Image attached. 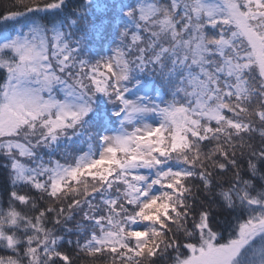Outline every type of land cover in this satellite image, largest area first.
Listing matches in <instances>:
<instances>
[{
  "label": "snow or ice",
  "instance_id": "obj_1",
  "mask_svg": "<svg viewBox=\"0 0 264 264\" xmlns=\"http://www.w3.org/2000/svg\"><path fill=\"white\" fill-rule=\"evenodd\" d=\"M0 264H264V0L5 7Z\"/></svg>",
  "mask_w": 264,
  "mask_h": 264
},
{
  "label": "trees",
  "instance_id": "obj_2",
  "mask_svg": "<svg viewBox=\"0 0 264 264\" xmlns=\"http://www.w3.org/2000/svg\"><path fill=\"white\" fill-rule=\"evenodd\" d=\"M14 2V0H0V13H2L5 9V7H11L12 3ZM79 218V217H77ZM223 221L221 220V223ZM74 239V237H73Z\"/></svg>",
  "mask_w": 264,
  "mask_h": 264
}]
</instances>
